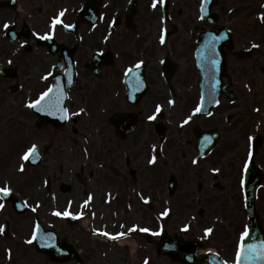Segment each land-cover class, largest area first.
<instances>
[{
    "label": "flooded vegetation",
    "instance_id": "af4514ba",
    "mask_svg": "<svg viewBox=\"0 0 264 264\" xmlns=\"http://www.w3.org/2000/svg\"><path fill=\"white\" fill-rule=\"evenodd\" d=\"M29 1L31 3H37L36 0H22ZM86 0H49L46 3L44 0L43 3H46L44 9H40L39 6H45V4L37 5V11L44 10L46 15L44 17L43 23L40 22L38 25L33 26V30H41L40 33L49 31V25L51 18L57 15L59 12L64 11L65 15L61 17L65 24H71L73 27L64 28L62 25H57V28L54 33L59 41L63 42L64 45H68L66 49L51 51L55 52V55L52 56L49 53H46L47 58H51L53 61L49 67V73L51 75L45 74L47 79L45 80L44 90H47L48 87H52L55 90H58L64 94L62 99V106L67 107V101L69 106H73L77 101V104L80 102L79 106H82L85 110H94L100 108V110H106L110 106H115L120 103L122 99H119V96L123 94V100L121 104L123 109L127 110L126 112H132L136 115L137 124L144 122V124L150 126L154 121L149 122L144 114V109H151L155 104L160 103L161 94L163 92L167 93L169 96L171 92L175 94L176 91L180 92L184 88L192 84L193 73L192 68L187 67L188 60L192 62V56L190 55L189 49L187 48L186 40H178L182 36L179 34L180 31L189 32L191 31L189 24H180L179 30L172 20H165V22L160 25L157 24V30L152 31L148 28H145L146 25L142 28L141 26L137 28L136 26L128 23L125 20L126 15L130 12L131 0H89V2L99 4V14L102 10L103 12L110 14L116 10L121 9V17L116 18V22H119L118 28H114L112 25V20L110 21L109 26H107L108 37L111 39L109 42L106 40V49L104 52L108 53L109 60L107 62H98L97 60L92 61L91 54L95 51L96 48V26L91 24L90 15L92 13L93 5H89L86 10H81L82 3ZM113 1L115 2L113 3ZM142 0H135L134 7L138 4V12L140 10V2ZM144 1V0H143ZM153 0H145L144 6L145 12L149 13V16L153 12L158 11L157 8L152 7ZM108 3V4H107ZM149 4V7L147 6ZM151 5V6H150ZM0 8V19L7 17L11 23L17 22L16 9L11 7ZM251 10L254 9L252 5H249ZM161 11V8L159 9ZM169 11L176 13V10L170 9ZM180 10L178 14H180ZM85 13V16L82 15ZM137 15V10H136ZM174 15V14H172ZM148 16V17H149ZM6 19V18H5ZM121 23V24H120ZM16 27V25H15ZM131 28V29H129ZM119 29L124 31V35L119 39H122V42L126 39L128 41L123 45H129V48H122L117 50L114 42ZM165 29V38L166 43L161 45L159 43V31ZM27 32V38L31 39L33 43L38 42V38L33 36L29 29H25ZM128 32H130L128 34ZM157 33V34H156ZM155 37V38H154ZM53 44V43H52ZM51 45V43H49ZM73 46L74 50H71L69 47ZM43 49V48H42ZM73 49V48H72ZM48 50V49H47ZM54 50V49H53ZM118 52H120L122 60L124 61V69L121 68L120 64L115 60ZM187 53V54H186ZM75 62H74V60ZM71 60L76 63V74L74 81L71 85H65L72 78V66H70ZM143 60L144 63V84L146 82V90L140 98L135 100L134 103H130L126 99V93L130 95H140L141 87L138 88V74L133 75V80L130 84L126 85L123 82L124 71L128 67H133V65L138 61ZM6 61L7 64H10L11 60H4V53L0 51V62ZM66 61L67 65L63 64ZM163 61V63H161ZM56 64H63L64 71H55L54 66ZM71 69V70H69ZM104 69H109V71ZM69 70V79L67 80L64 73H67ZM264 73V70L262 71ZM103 77V78H102ZM104 81H103V80ZM101 81V82H100ZM34 88H36L40 83L39 81H33ZM97 85L96 88V84ZM94 85V86H92ZM93 91V89H95ZM194 88L185 89L184 94H193ZM56 92H54V95ZM73 95H77V100H69ZM118 96V98H117ZM155 96L156 98H154ZM75 125L77 124H90V122L81 121L80 115H75L71 120ZM106 131V128H105ZM73 133H76L74 130ZM100 137H103L107 143L111 140L110 132L102 136V129L100 130ZM135 138V140H134ZM139 137H132L129 141L128 138L123 142L125 143L124 147L127 151L131 152V160L128 155L125 154L121 159V168L122 170V191L131 192L134 191L136 195L131 196L128 201L131 207L138 209L142 206V199L140 196V189L144 191V181H148L150 178L154 179V182L150 185L154 197H157V194L161 191V184L156 178L159 177V169L157 167L146 166L142 163L140 159L141 149L134 142H137ZM188 142V141H187ZM194 145V144H193ZM119 150V147L116 148V151ZM110 152L113 150L110 148ZM184 190V189H183ZM185 191V190H184ZM152 209V208H150Z\"/></svg>",
    "mask_w": 264,
    "mask_h": 264
},
{
    "label": "rangeland",
    "instance_id": "374dc122",
    "mask_svg": "<svg viewBox=\"0 0 264 264\" xmlns=\"http://www.w3.org/2000/svg\"><path fill=\"white\" fill-rule=\"evenodd\" d=\"M193 3L191 2L189 5V8L191 7L194 14H196V7H197V0H192ZM115 2V1H114ZM182 4L186 2V0H179ZM190 2V1H189ZM117 2H115L116 4ZM145 0L141 1V6L140 10L137 14V18L135 19L137 25V28L140 26L143 28L145 25V28L152 29V30H157V21L153 20V17H148L149 13L145 12V7L144 6ZM188 4V3H187ZM226 4V3H225ZM224 4V5H225ZM230 7V6H229ZM233 7V5H232ZM256 8V7H255ZM25 9H23V12H19L20 14H24ZM245 14L241 15L242 19H239V23L242 26V29L244 31H247L249 35L256 36V39L260 41V49H264V24L259 23L260 25L256 24L253 22L251 19H243ZM255 16V15H254ZM253 16V17H254ZM5 19V18H4ZM2 20V19H0ZM224 20V19H223ZM197 22V20H196ZM2 22H0L1 24ZM4 23V21H3ZM2 23V24H3ZM227 23V22H225ZM1 24V25H2ZM103 29V28H102ZM100 29H97V42L96 46H103L102 44L99 43L100 40H104L105 37L101 36L104 31ZM130 32H128L129 34ZM154 34V33H152ZM124 35V31L122 29H119V32L116 35L114 45L117 50L124 49V48H129V45L123 46L128 39L124 40L122 42V39H119ZM13 46H18L19 43L13 45L8 43L7 41L2 40L0 42V50H4L8 52L9 49ZM36 53L34 50L32 51H27V53L22 52L19 54L17 57L16 63L18 64L19 67H23L24 69L20 70L22 72V76H24L25 72H28V74H31V76H34L37 74L42 68H40L41 61L37 60L36 57V64H33L32 61L30 60L29 63L25 60L26 56H29L33 59L34 54ZM121 54V53H120ZM5 57V55H4ZM118 64L122 63V57L121 55L118 54ZM258 63L261 59V55H258V59L254 58ZM5 60V58H4ZM233 62V61H232ZM26 63V64H25ZM25 64V65H24ZM234 64V62H233ZM241 66L244 67V65L241 63ZM229 69H231L232 72V80L234 83L239 86L237 88L236 93L238 94L240 92V102L236 106H243L246 99H249V96L246 92H244L243 89L245 84L247 83V78L244 76L245 74L243 72H237L235 68L229 65ZM109 69H104V71ZM35 73V74H32ZM26 75V74H25ZM35 77V76H34ZM103 78V77H102ZM103 80V79H102ZM251 81V79H249ZM22 81V80H21ZM104 81V80H103ZM23 82V81H22ZM27 82V81H26ZM24 83L25 85L28 84ZM101 82V81H100ZM11 83L9 80L5 79H0V184L3 186L5 182H8L11 187L15 188L16 191L19 192V194L23 197H26L27 200L30 202L31 209L33 207H36L38 204L39 207L37 210L34 212H28L22 215H16L12 212L11 208L6 204L5 207L0 210V220H7L9 222V228H10V233L11 236L9 238H4L0 237V264H56L51 262L47 257L44 255H40L34 251L33 245L26 243L28 239L31 237V231H32V225H33V216L37 215L44 225L46 226H51L53 227L60 237H66L68 241L72 242L73 244L75 243L77 247H79L82 252H83V257L86 259L89 264H138L141 262L142 257L147 255L148 253L151 256V260L153 264H170L165 256H155L154 252L152 250L154 249H148V246L145 245L142 241H137V243H140L138 248L135 249L136 252H132L129 247L125 246H111L113 248L111 250L110 254V249L109 251H105V246L104 244H107L105 242L99 241V240H93L92 238L88 236L82 235L80 232L87 231L89 225L86 223H78V224H71L68 225L64 217H57L53 215V212L55 210H60L63 211L66 208H68V202L71 201V208L70 210L72 212L75 211V200L74 199H80L82 195L77 196L79 192H77V188L75 186L77 185L75 182V178L69 175L65 176L64 175L61 177V174L58 171V167L60 164V161L63 164L64 167H66L67 163L69 164L68 166L71 165V162L74 160L75 153L77 152V149H75L73 152H66L64 151L62 154H53V155H47L41 164L38 167H30L27 165L25 161H22L20 157L22 156L23 152L26 151L28 147H30L31 142L38 140H45L44 134L40 132L39 130H35L32 125H30L31 117L27 115L26 120L29 121V126L28 128H25V121L23 119V113L19 110V106L16 103H13V96L6 91V86ZM245 83V84H244ZM99 83L96 84V88ZM94 86V85H92ZM248 87V86H247ZM259 87V86H258ZM93 89V91L96 90ZM25 90V88H24ZM22 93V92H21ZM75 99L77 100V95H74ZM73 100V99H72ZM245 100V101H244ZM10 104L13 106V111H9L10 109ZM14 104H16L18 107H14ZM78 106L77 101L74 103L72 108H76ZM231 108H234V105L231 106ZM24 110V109H21ZM26 112L27 109H25ZM17 112V113H16ZM16 113V119L15 122L16 124L13 125V121L8 124V117H12L13 114ZM108 112H103L101 116H97L95 120H97L99 123L102 121V117L105 116ZM20 114L22 116H20ZM27 114V113H26ZM239 120V118H237ZM246 121L247 124H249L250 118L248 117L247 119L243 118V120L240 119V122L238 125H241L243 121ZM19 121L23 125H19ZM20 126V127H19ZM30 128V129H29ZM247 126L241 128L239 133H245ZM236 129V128H235ZM32 132L33 136L35 138L31 139L29 133ZM71 129H70V134H71ZM5 142L4 141V137ZM238 133V134H239ZM5 135V136H4ZM243 137V136H242ZM229 138L227 135H225V140L227 141ZM234 142L236 143V139L234 138ZM7 144L11 145L13 149H9L7 147ZM72 144V143H71ZM240 146H242L241 151H246V144L244 140H240L239 142ZM8 145V146H9ZM40 146H43L44 144L39 142ZM226 143L224 142V146ZM8 148V152L5 150ZM237 155L239 149L237 148ZM233 155H224V166H223V178L222 183L226 185V190L225 193L223 192V202H224V196L227 193L228 189V184L231 183V185H234L237 183L238 180V175H237V170L236 166L229 165L231 163V160L233 159ZM70 158V159H69ZM259 159L264 162V147L262 148L260 152ZM69 160V161H68ZM242 159L239 161L241 162ZM23 163L25 165L26 171L24 173H20L18 171L19 165ZM242 163V162H241ZM239 165V164H238ZM264 172V171H263ZM221 175V174H220ZM46 177H49L50 179V191L47 192L45 188V179ZM188 177V175H186ZM61 180L64 182L69 183L72 185L69 189L68 192L64 191H59L58 185H60ZM226 180H229L227 182ZM226 181V182H225ZM121 185V182L119 183ZM235 188V187H234ZM236 191V194L234 191H232L230 195V202L225 201V204L223 203V206H219V204L214 203H208L205 206L207 209L202 223H210L211 222V217H214V214L219 217V221L226 222V219L228 218L230 221L228 223L233 224L234 226L237 225L236 223L239 222L242 218V224L244 222V213H243V208L241 204V200L239 201V198L237 197V193L239 192L238 188L232 189ZM74 196H77L74 198ZM74 198V199H73ZM226 204L228 207H226ZM256 205L258 209V213L264 223V181L262 182L259 191H258V197L256 200ZM110 224V223H109ZM264 226V224H263ZM240 228V224L236 226V228ZM238 228V229H239ZM217 231L216 235H220V232L222 231L225 232V230L222 229H215ZM242 230V226H241ZM142 243V245H141ZM208 244H211L210 242ZM141 245V246H140ZM7 246V248H5ZM8 246L12 247L13 252L11 257L9 255H4L2 251H8ZM220 247V246H219ZM99 248H102L104 253V259L101 261V254L99 251ZM228 251V249L226 250ZM147 257V256H146ZM63 264H74L73 261H68Z\"/></svg>",
    "mask_w": 264,
    "mask_h": 264
},
{
    "label": "snow or ice",
    "instance_id": "6c2138e0",
    "mask_svg": "<svg viewBox=\"0 0 264 264\" xmlns=\"http://www.w3.org/2000/svg\"><path fill=\"white\" fill-rule=\"evenodd\" d=\"M160 3L161 5L164 4V0H153L152 3V7L156 8L157 7V3ZM208 2V0H202V4H201V8L203 10V6L204 4H206ZM229 12L234 11L233 9L229 8L228 9ZM65 15L64 11L59 12L57 15L53 16L51 18L50 21V25H49V31L45 32L44 34H41L39 32H34L33 35L36 36L38 39L41 40H50L53 38V35L55 33V30L57 28V25H62L64 28H71L73 27V25L71 24H65L64 21L61 19V17H63ZM201 19H203V16L201 17ZM259 19L264 22V12L259 14ZM5 28H8L9 25L5 24L4 25ZM165 29H161L159 31V43L161 45H164L166 43V38H165ZM224 37H216L213 36L205 45L206 49H207V55L205 57H203L204 60H206L210 66L212 67V69H215V66L219 63V61L215 58L216 56V42L218 39H223ZM105 40L108 39V37L106 36L104 38ZM27 41H24V44H26ZM23 47V44L21 45ZM254 48H258L259 45L253 44ZM9 63H11V61H9ZM145 61L143 60H138L132 68H128L125 70L124 75L128 76L129 73L133 72L134 70H138L141 68L142 65H144ZM161 63H163V61H161ZM48 75H51V73H49ZM47 76L42 77V79H47ZM138 79V88L143 86V81H140L139 78ZM70 82V81H69ZM54 92H56V94L54 95ZM64 94L58 90L53 89L52 87H48L47 90L43 91L40 93L39 97L35 100L29 101L26 104L27 108L30 109H36L37 111H48L50 112V114L52 115H56L57 112L60 113V119L62 120H68L69 119V115H68V109L62 106V99H63ZM201 100H203V97H201ZM167 103L169 105H174L175 104V100L174 99H169L167 101ZM216 104H219V100L215 101ZM53 109H55L54 111H52ZM257 111H259V109H256ZM85 110L84 109H80V112L83 113ZM163 111V107L160 104H156L155 105V109L152 112V114L147 115L146 119L151 122L157 119V116L162 114ZM202 111V107L200 105H198L197 107H195L192 111V113L190 115H188L186 118L182 119L181 121V127L184 125L189 124L190 121H192L193 117L197 114L200 113ZM208 115H212L211 112L208 113ZM253 140V137L249 136L248 137V142H249V146H248V151H247V156L246 158L243 160L242 165H241V169H242V173L248 172L250 171V163L253 160V151H252V147H251V142ZM205 141L208 144L212 143V140L210 137H205ZM153 155L151 156L150 159L147 160V163L149 165H155L157 162V146L153 145ZM39 153H38V145L33 143L30 147H28L26 149V151L23 152L22 156L20 157V159L22 161H30L34 156L38 157ZM192 164L196 165L198 164V160L193 159L192 160ZM18 171L20 173H24L26 171L25 169V165L23 163H21L19 165ZM221 171L220 168H216L213 167L211 169V172L213 174H217ZM48 182L45 181V184H47ZM240 184L243 186L244 184V179H243V175L242 178L240 180ZM13 193V188L10 186V184L8 182H5L3 184V186H0V201L5 200L6 198H8L10 195H12ZM110 196V194H109ZM93 195L92 194H88V198L86 200L83 201V205L82 207H87L89 205V203L93 200ZM141 199L144 201V203H149V198L144 197L143 195H141ZM71 204L72 202L69 201L68 202V208H66L63 211L60 210H55L53 212V215L57 216V217H72L74 214L73 212L70 210L71 208ZM24 207H27V202L25 201L24 204L22 205ZM5 207V204L0 202V210H2ZM39 207V205L37 204L36 207L32 208V211H36L37 208ZM84 215L83 212L79 213L76 218L79 219L80 217H82ZM93 215H95V213H93ZM162 216H168L169 215V210L165 209L162 213ZM39 229V225H37L35 227V229L32 232L31 238L28 239L26 241V243L28 244H32V242L34 240L37 239V231ZM139 230L141 232H149L150 230L148 228H138L137 226H133L132 228L128 229V232H133ZM185 230H187V226L185 227ZM5 232V228L3 225H0V234H3ZM213 232V229L211 227L209 228H205L204 229V233L206 236L210 235ZM93 234L94 235H98V236H103L106 237L108 239H112V240H118L124 236L127 235L126 232H118L115 234L109 233L108 231L105 230H101V229H93ZM158 234V233H157ZM249 235V232L247 230V227H245V230L240 234V242L237 246V251H236V255H235V261L234 264H241V261H250V260H259V261H264V241H262L260 244H247L245 245V238ZM47 246V245H46ZM9 257H11V251L9 250L8 252ZM144 264H148V261L145 260ZM223 264H228L227 261H224Z\"/></svg>",
    "mask_w": 264,
    "mask_h": 264
},
{
    "label": "water",
    "instance_id": "95a60500",
    "mask_svg": "<svg viewBox=\"0 0 264 264\" xmlns=\"http://www.w3.org/2000/svg\"><path fill=\"white\" fill-rule=\"evenodd\" d=\"M221 48L222 47L220 44L219 53H220L221 57L219 59V65H220V72L223 73V71H224V55L222 53ZM254 177H256V174L252 170H250L247 174L246 190H247V210H248V214L251 218L250 219L251 230H250V235L247 239L251 240V241H255V243L253 242V244H260L262 242V239H264V238L261 235L260 228H259V225L257 222V218L254 215V211H253V195H254V188L256 186V183L254 184ZM47 239H48V241H45L44 244H42V242L39 241V240H41L40 236L35 240V246L39 251L46 252L50 257H52L55 260H64V259L69 258L71 256L70 251H67V250H66V252L61 251V248L64 247V244H57L56 243L57 238H56V235L54 233L48 232ZM162 242L163 243L168 242V243L174 244V245L176 243V245H177L174 250L164 249L163 250L164 252H167L174 257L185 258V259L188 258L187 253L184 249L186 247L183 246V244L177 238H174V237H172L170 239L164 238L162 240ZM161 248L163 249V247H161ZM182 249H184V250H182ZM257 261H259V260H257ZM261 262H263V264H264V261H261ZM244 263H245V261H241V264H244Z\"/></svg>",
    "mask_w": 264,
    "mask_h": 264
},
{
    "label": "bare ground",
    "instance_id": "6f19581e",
    "mask_svg": "<svg viewBox=\"0 0 264 264\" xmlns=\"http://www.w3.org/2000/svg\"><path fill=\"white\" fill-rule=\"evenodd\" d=\"M132 245V244H131Z\"/></svg>",
    "mask_w": 264,
    "mask_h": 264
}]
</instances>
